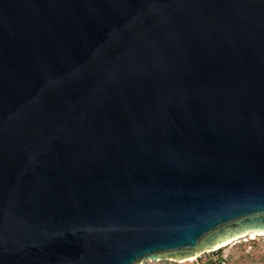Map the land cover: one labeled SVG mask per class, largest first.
Segmentation results:
<instances>
[{"label":"water","instance_id":"water-1","mask_svg":"<svg viewBox=\"0 0 264 264\" xmlns=\"http://www.w3.org/2000/svg\"><path fill=\"white\" fill-rule=\"evenodd\" d=\"M264 234V0H0V264L182 261Z\"/></svg>","mask_w":264,"mask_h":264},{"label":"rangeland","instance_id":"rangeland-1","mask_svg":"<svg viewBox=\"0 0 264 264\" xmlns=\"http://www.w3.org/2000/svg\"><path fill=\"white\" fill-rule=\"evenodd\" d=\"M221 253V264H264V235L254 238L246 236L216 250L206 252L192 261H144L141 264H214L211 259H217L216 253ZM190 258V257H189ZM188 258V259H189ZM219 264V263H216Z\"/></svg>","mask_w":264,"mask_h":264},{"label":"trees","instance_id":"trees-1","mask_svg":"<svg viewBox=\"0 0 264 264\" xmlns=\"http://www.w3.org/2000/svg\"><path fill=\"white\" fill-rule=\"evenodd\" d=\"M214 252H215V251H213V253H214ZM216 254H218V255H217V259H211V262H214V264H216V263L221 264V262H222L221 253L219 252V253H216Z\"/></svg>","mask_w":264,"mask_h":264},{"label":"bare ground","instance_id":"bare-ground-1","mask_svg":"<svg viewBox=\"0 0 264 264\" xmlns=\"http://www.w3.org/2000/svg\"><path fill=\"white\" fill-rule=\"evenodd\" d=\"M264 234H260V236H263ZM248 236H250V237H252V238H254L255 236H258L257 234H251V235H248ZM228 245V244H227ZM195 259V257L194 256H192V257H190L189 259H187L186 261H192V260H194Z\"/></svg>","mask_w":264,"mask_h":264}]
</instances>
